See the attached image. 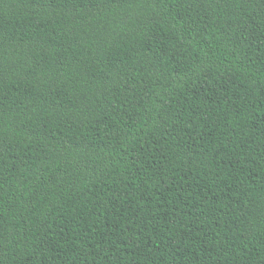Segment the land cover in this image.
<instances>
[{
    "label": "trees",
    "instance_id": "trees-1",
    "mask_svg": "<svg viewBox=\"0 0 264 264\" xmlns=\"http://www.w3.org/2000/svg\"><path fill=\"white\" fill-rule=\"evenodd\" d=\"M0 264H264V0H0Z\"/></svg>",
    "mask_w": 264,
    "mask_h": 264
}]
</instances>
